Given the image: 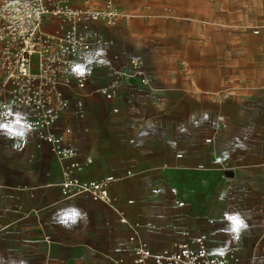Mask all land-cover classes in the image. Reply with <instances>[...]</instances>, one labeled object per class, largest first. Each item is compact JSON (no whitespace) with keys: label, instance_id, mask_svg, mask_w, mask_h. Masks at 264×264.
<instances>
[{"label":"crops","instance_id":"crops-1","mask_svg":"<svg viewBox=\"0 0 264 264\" xmlns=\"http://www.w3.org/2000/svg\"><path fill=\"white\" fill-rule=\"evenodd\" d=\"M58 27L54 19L43 20L47 32ZM91 27L104 35L103 51L117 54L116 66L126 70L132 57L107 38V27ZM145 69L151 88L125 85L112 102L91 93L105 85V72H98L81 108L68 97L51 128L75 152L81 164L76 178H113L108 190L116 206L87 194L62 200L69 160L56 158L47 143L37 148L19 124L0 121V264H133L134 223L152 253L204 236L209 253L218 255L225 251L222 240L246 234L255 187L264 207V87L218 91L198 75L183 86ZM28 114L18 112L20 118ZM117 210L128 225L119 222Z\"/></svg>","mask_w":264,"mask_h":264},{"label":"built area","instance_id":"built-area-1","mask_svg":"<svg viewBox=\"0 0 264 264\" xmlns=\"http://www.w3.org/2000/svg\"><path fill=\"white\" fill-rule=\"evenodd\" d=\"M81 3L78 8L68 0H4L0 4V121L19 124L37 141V148L47 143L56 158L69 160L60 184L62 200L87 194L108 206H116L118 200L108 190L113 178L93 182L76 178L74 173L81 170V164L73 160L75 152L63 145L51 128L67 110L68 97H74L81 108L80 99L88 86L96 83L98 72H105V85L93 88L91 93L101 94L108 102L117 98L125 85L151 88L150 78L141 58H130L126 70L116 66L119 56L103 51L106 39L91 27L92 24L107 28L128 25L132 15L118 6V0H81ZM143 9L148 12L150 6ZM176 14V8L169 5L162 6L159 12L166 20ZM45 18L58 21L59 27L53 32L45 31ZM253 33L257 34L258 30ZM34 56L38 59L37 71L32 62ZM149 95L146 92L142 97ZM21 110L29 111L27 117H19ZM117 213L119 222L128 225L125 213L122 210ZM141 227L139 223L131 225L129 243L133 264H241L236 248L211 255L204 236L190 243L173 242L170 248L152 253L138 233Z\"/></svg>","mask_w":264,"mask_h":264},{"label":"rangeland","instance_id":"rangeland-1","mask_svg":"<svg viewBox=\"0 0 264 264\" xmlns=\"http://www.w3.org/2000/svg\"><path fill=\"white\" fill-rule=\"evenodd\" d=\"M118 2L132 18L128 25L104 28V34L123 55L141 58L156 78L163 75L184 86L198 75L211 86H219L218 91L264 87V0ZM147 5L148 12L143 9ZM165 5L176 8L173 19L159 15ZM32 62L37 71L36 56ZM255 189L249 193L253 203L246 234L220 242L222 250H238L241 264H264V207L260 208Z\"/></svg>","mask_w":264,"mask_h":264}]
</instances>
